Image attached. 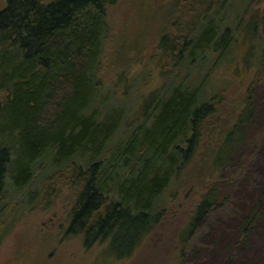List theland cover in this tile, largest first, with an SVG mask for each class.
Returning a JSON list of instances; mask_svg holds the SVG:
<instances>
[{"label": "trees", "instance_id": "1", "mask_svg": "<svg viewBox=\"0 0 264 264\" xmlns=\"http://www.w3.org/2000/svg\"><path fill=\"white\" fill-rule=\"evenodd\" d=\"M117 1L7 0L0 9V216L9 177L13 187L22 188L36 174L43 180L61 176L76 191L66 234H82L86 247L110 240L122 258L128 253L121 249L132 253L162 220L168 192L182 185L184 176L192 174V185L206 173L212 177L246 162L249 168V143L264 133V101L260 106L254 88H248L231 123L210 145L208 164L201 159V167H194L206 123L223 96L210 95L203 83H168L145 96L136 88L133 95L114 98L109 92L114 85L105 82L102 71L107 8ZM224 1L210 0L199 23L201 36L184 41L190 55L210 49L215 58L202 62L211 70L235 59L218 58L240 31L237 3L223 11ZM240 1L246 10L248 3ZM259 26L251 17L243 30L257 37ZM175 52L179 58H171L177 68L171 79L182 81L196 58H180L183 49ZM259 55L245 59L248 70L264 64ZM235 71L239 75L240 67ZM16 152L25 162L15 169ZM49 169L53 173L45 174ZM241 171L242 177L248 174L246 167ZM20 173L22 182L16 179ZM233 182L219 179L196 197L180 233L179 264L186 263L192 239L212 213L228 203L237 225L227 255L251 239L264 212V184L253 190L256 198L246 188L247 196L234 201Z\"/></svg>", "mask_w": 264, "mask_h": 264}, {"label": "rangeland", "instance_id": "2", "mask_svg": "<svg viewBox=\"0 0 264 264\" xmlns=\"http://www.w3.org/2000/svg\"><path fill=\"white\" fill-rule=\"evenodd\" d=\"M239 1L223 2V11L228 5L237 3L241 20L232 48L218 57L226 61L235 59L213 70L202 62V58H206L205 62L207 58H215L210 49L190 55L184 48L185 40L194 35L201 36L199 23L210 0H118L107 8L109 35L102 76L107 84L114 85L109 91L114 98L133 95L136 88L145 96L168 83L186 87L203 83L210 95L221 92L223 100L218 104L217 113L206 123L195 160L196 168L201 167L197 161L206 160L210 145L219 141L226 130L222 126L231 123L241 108L248 88H254L260 106L264 101V64L260 69L255 64L248 70L245 60L259 58V53L262 54L260 58H264V0H245L248 3L246 10L240 7ZM6 3L7 0H0V9ZM251 17L260 20L257 37L243 30ZM165 37L167 40L163 42ZM178 49H183L180 58H196L193 65L196 67L182 81L171 79L177 70L171 58H179L175 52ZM239 67L238 75L235 70ZM252 139L246 151L252 162L249 168L247 162L243 166L247 168L246 176L242 177L243 167H231L212 177L206 173L204 180L200 177L192 185V174L184 176L180 180L182 185L174 186L176 190L168 192V206L162 220L132 253L121 249L123 254L128 253L122 258L110 240L86 247L82 234H66L76 191L61 176L43 180L36 174L22 188L13 187L9 177L11 187L9 185L5 209L0 216V264H179L181 230L188 223L196 197L208 185L219 179L234 181L235 188L231 192L234 201L247 196L246 188L252 190L251 198H256L253 190L264 184V133L256 141ZM21 162L25 159L16 152L13 167L16 169ZM207 164V160L203 162L204 166ZM53 171L49 169L45 174L51 175ZM17 177V181L22 182L23 173ZM233 206L228 203L212 213L192 239L185 264H264V212L245 247L235 246L231 257L227 255V246L235 238L237 225L231 215ZM244 211L241 207L240 212ZM227 260L228 263H224Z\"/></svg>", "mask_w": 264, "mask_h": 264}]
</instances>
